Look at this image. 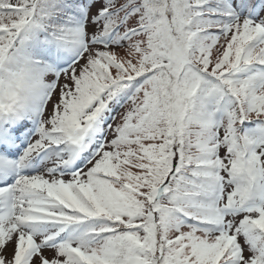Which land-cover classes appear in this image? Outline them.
Instances as JSON below:
<instances>
[{"label":"snow or ice","instance_id":"1","mask_svg":"<svg viewBox=\"0 0 264 264\" xmlns=\"http://www.w3.org/2000/svg\"><path fill=\"white\" fill-rule=\"evenodd\" d=\"M0 264H264V0H0Z\"/></svg>","mask_w":264,"mask_h":264}]
</instances>
